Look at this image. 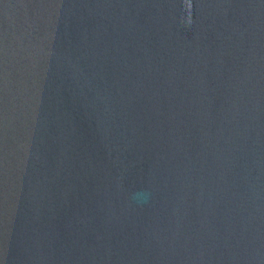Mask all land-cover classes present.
<instances>
[{
  "label": "water",
  "instance_id": "water-1",
  "mask_svg": "<svg viewBox=\"0 0 264 264\" xmlns=\"http://www.w3.org/2000/svg\"><path fill=\"white\" fill-rule=\"evenodd\" d=\"M0 264H264V0H0Z\"/></svg>",
  "mask_w": 264,
  "mask_h": 264
}]
</instances>
